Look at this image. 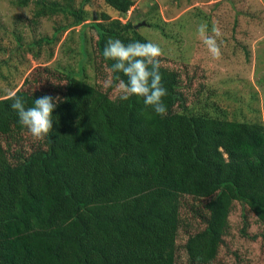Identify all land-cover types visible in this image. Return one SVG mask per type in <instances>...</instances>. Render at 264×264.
<instances>
[{"label":"trees","instance_id":"trees-1","mask_svg":"<svg viewBox=\"0 0 264 264\" xmlns=\"http://www.w3.org/2000/svg\"><path fill=\"white\" fill-rule=\"evenodd\" d=\"M103 1L106 9L90 12V0L80 7L74 0H18L34 4L35 25L62 19L52 38L26 45L18 36L12 55L38 58L36 48L89 26L95 78L90 81L84 63L78 71L50 68L52 78L65 81L60 85L25 77L28 70L17 65L5 75L9 60L0 62L7 81L5 90L0 85V264H180L185 197L199 200L206 212L204 228L187 245L189 264L198 256L216 263L223 248L231 254L226 238L237 207L238 234L249 245L234 251V264H252L258 242L264 248V124L231 119L213 101L204 68H196L202 75L195 69L183 74L165 66L164 54L159 59L167 115L156 114L141 97L120 100L104 87L109 76L114 84L127 82L123 73L109 71L114 61L103 56L106 41L150 40L138 30L144 25L136 28L124 18L138 0ZM86 39L82 31L83 53ZM5 51L0 48V55ZM13 92L26 107L46 94L61 97L54 132L45 141H34L20 124L11 108Z\"/></svg>","mask_w":264,"mask_h":264},{"label":"rangeland","instance_id":"rangeland-1","mask_svg":"<svg viewBox=\"0 0 264 264\" xmlns=\"http://www.w3.org/2000/svg\"><path fill=\"white\" fill-rule=\"evenodd\" d=\"M74 1L77 7L85 3V0ZM31 3L21 6L18 0H0V48L6 50L0 55V62L9 60V66L3 73L9 75L13 66L17 65L21 70H28L25 77L41 76L44 81L62 85L65 81L58 82L48 70L61 64L78 71L80 64L84 63L86 74L90 81L93 80L92 43H95L89 26L63 33L55 45L44 43L41 49L36 48V51L41 52L38 58L31 53L22 54V51L12 55L18 45V36L24 37L26 45L43 37L52 38L56 22L62 19L44 18L39 24H33L31 20L35 9ZM86 8L90 12H100L106 9V5L103 0H90ZM107 10L113 13L111 9ZM114 16L118 17L116 14ZM124 18L125 21L131 19L137 25L148 21L153 24L146 23L138 30L161 47L168 59L165 66L179 69L183 74L187 69L197 70L198 66L204 68L207 73L205 84L213 94V101L225 108L231 119L264 124V0H138V5ZM145 19L148 21H143ZM205 23L208 25V35L214 36L213 25L220 29L221 34L214 37L221 49L218 60L212 57L198 35L199 25ZM155 25H159L160 29H156ZM82 31L87 38V53L80 49ZM197 72L199 75L204 73ZM25 77L17 89L23 86ZM10 84L8 80L9 87ZM0 85L3 89L7 85L1 76ZM181 208L178 262L189 264L192 257L186 251L187 245L190 238L204 228L200 219L206 212L201 202L191 197L182 200ZM240 224L237 207L232 216L233 231L226 238L232 252L230 254L229 250L223 248L219 261L213 264H225L226 261L234 264V251L239 248L246 251L249 244L238 234ZM258 243L251 244L256 245L252 264H264V248L262 243ZM197 260L203 261L202 257H197L196 264H206Z\"/></svg>","mask_w":264,"mask_h":264},{"label":"clouds","instance_id":"clouds-1","mask_svg":"<svg viewBox=\"0 0 264 264\" xmlns=\"http://www.w3.org/2000/svg\"><path fill=\"white\" fill-rule=\"evenodd\" d=\"M198 35L207 46L214 59H220L221 49L215 36H219L220 29L212 26L213 35H208V25H199ZM163 55L161 47L151 41L141 42L139 40L125 44L120 39H108L106 41L103 56L106 60H112L110 72H121L127 77V82L120 80L113 82L111 76L104 82L105 88H113L118 98L127 101L131 97L143 98L144 104L150 106L158 115H167V106L164 97L168 95L167 89L162 86L160 72ZM13 98L11 108L17 112L20 124L31 134L34 141L43 142L54 132L53 114L61 97L43 95L34 100L31 107H26L25 100L11 93Z\"/></svg>","mask_w":264,"mask_h":264},{"label":"water","instance_id":"water-1","mask_svg":"<svg viewBox=\"0 0 264 264\" xmlns=\"http://www.w3.org/2000/svg\"><path fill=\"white\" fill-rule=\"evenodd\" d=\"M94 19L96 20V16H94ZM145 24H146V23H142V24H140V25H145ZM140 25L136 26V28H139Z\"/></svg>","mask_w":264,"mask_h":264}]
</instances>
